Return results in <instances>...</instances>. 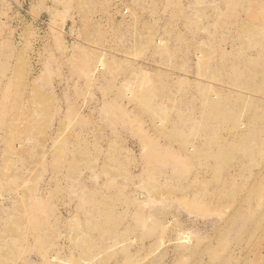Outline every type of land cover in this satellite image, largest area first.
<instances>
[{
  "label": "rangeland",
  "instance_id": "1",
  "mask_svg": "<svg viewBox=\"0 0 264 264\" xmlns=\"http://www.w3.org/2000/svg\"><path fill=\"white\" fill-rule=\"evenodd\" d=\"M0 264H264V0H0Z\"/></svg>",
  "mask_w": 264,
  "mask_h": 264
}]
</instances>
